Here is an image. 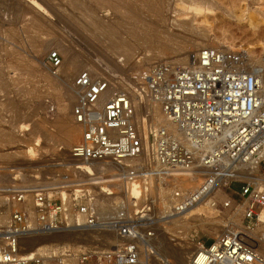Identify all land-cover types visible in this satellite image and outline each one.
I'll use <instances>...</instances> for the list:
<instances>
[{"label":"built area","instance_id":"built-area-1","mask_svg":"<svg viewBox=\"0 0 264 264\" xmlns=\"http://www.w3.org/2000/svg\"><path fill=\"white\" fill-rule=\"evenodd\" d=\"M247 59L242 50L204 47L194 64L139 65L128 75L111 78L113 83L102 76L92 78L88 70L79 74L75 83L81 89L72 115L80 137L69 149V160L56 165L71 171L77 167L74 161L113 163L122 178L121 188L132 177H143L141 199L129 205L117 203L113 212H105L91 179L79 180L65 198L58 191L48 194L22 183L21 172L4 187L0 178V264H44V257L24 252L21 239L25 236L98 232V227L126 241L99 252L81 244L78 248L59 244L47 259L55 264L93 260L95 264H138L141 246L156 238L158 225H169L173 217L204 199L217 207L211 195L216 183L226 178L228 188L235 181L242 183L234 193L248 200L242 222L254 228L264 209V185L256 187L252 180L233 177L246 175L254 161L260 162V170L264 164V67L251 68ZM47 63L56 71L61 65L59 52H50ZM117 85L120 88L112 97L99 105L100 93ZM130 92L159 104L180 136L164 130L157 131L153 141L141 136ZM143 154L146 158L140 164L137 160ZM159 176L169 181L166 195L155 193L152 181ZM221 205L229 207L230 201ZM196 243L190 264H264V257L232 229L209 244Z\"/></svg>","mask_w":264,"mask_h":264},{"label":"rangeland","instance_id":"rangeland-1","mask_svg":"<svg viewBox=\"0 0 264 264\" xmlns=\"http://www.w3.org/2000/svg\"><path fill=\"white\" fill-rule=\"evenodd\" d=\"M195 5L201 10L207 9V13L204 12L206 15L203 13L205 9L199 15H194L190 8ZM131 15H137V20L132 21ZM190 21L193 27L191 31L178 26L179 23ZM132 28L139 34L143 31V35L146 34V28L157 33L162 31L159 34L163 38L171 34L174 40L170 42L172 48L168 56H176L177 51L180 54L192 42V48L187 54L184 53L191 63L194 59L198 61L199 52L204 47L242 50L249 58L247 61L264 63V0H0V135L3 132L15 138L12 144L4 143L0 137V150H8L10 154L0 159L3 187L12 181L16 172H21L22 183L41 187L48 194L58 191L65 198L79 180L91 179L98 187V201L104 206L105 212H113L117 203L127 202L129 205L131 201L141 199L144 184L141 182L140 187L136 188L131 182L119 187L121 181L117 166L113 163L93 168L73 163L77 169L71 171L56 165L69 160V149L80 137V128L73 123L71 116L75 102L71 83L75 76L88 70L92 77L102 76L111 82V78L118 74L128 75L137 64H145L142 67H146L154 63L170 64L173 60L164 53L159 54V44L147 47L134 42ZM116 42L129 46L125 52L124 48L122 51L121 48L108 47ZM53 51L59 52L61 56V72L52 71L47 63V57ZM66 51L74 55L76 64H68ZM145 56L154 58L147 61ZM119 60H122L121 64ZM148 101L152 106L155 105L149 99L144 101V105ZM60 123H64L68 131ZM67 133L74 134L70 141L65 139ZM16 148L18 150L15 151ZM260 171L264 174V164ZM90 174L94 177L88 178ZM235 177L247 180L246 177ZM69 178L74 181L69 182ZM241 184L235 181L225 192L221 190L216 193L214 198L218 206L211 211L204 208L199 217L208 221L216 219V216L217 219L222 218L227 223L223 233L231 228L229 226L234 227L236 232L245 233L239 227L244 207L240 214H236L235 221H226L245 201L234 193ZM164 189L158 193L162 195ZM226 200L230 201L229 207L221 205ZM161 224L158 227H163ZM158 227L154 241L151 243L149 240L142 247L143 264H149L157 258L156 249L161 244L177 242L169 241L172 235L163 233L162 228L159 230ZM100 229L102 227H98L97 233L98 239L102 238V241L87 240L93 231L74 230L29 239L22 246L26 254L44 257V264H55L47 257L50 251H56L59 244L69 243L76 248V245L81 244L83 248L99 252L111 249L110 244L113 246L122 242L117 235L113 243L109 242L112 238ZM181 238L193 243L201 241L209 244L215 236L210 231L192 229ZM103 240L110 244L106 246ZM87 264H95V260Z\"/></svg>","mask_w":264,"mask_h":264},{"label":"bare ground","instance_id":"bare-ground-1","mask_svg":"<svg viewBox=\"0 0 264 264\" xmlns=\"http://www.w3.org/2000/svg\"><path fill=\"white\" fill-rule=\"evenodd\" d=\"M196 15L198 13H200L202 10L201 8H199L198 5H195L193 6L192 8H190ZM207 9H205L203 11L206 12ZM209 10V9H208ZM211 12V11H210ZM207 13V12H206ZM212 13V12H211ZM205 14V13H204ZM138 15V14H137ZM137 15H131L130 17L132 18V21L133 20H137ZM199 15V14H198ZM197 15V16H198ZM202 15V13L200 14ZM206 15V14H205ZM203 16V15H202ZM187 18V17H186ZM190 18V17H189ZM195 18V17H194ZM238 18V17H237ZM191 19V18H190ZM181 20V19H180ZM179 20V21H180ZM196 21V20H195ZM194 21V22H195ZM94 22V21H93ZM100 23V21H98ZM142 22V21H141ZM202 22V21H201ZM200 22V23H201ZM163 23V22H162ZM179 23V22H178ZM195 24V23H194ZM94 25L97 26V24L94 23ZM100 24H98V27ZM165 25V23H164ZM180 28L184 29L185 31L186 30H190L193 29L192 27V22H182V23H179L178 25ZM145 27V26H144ZM254 27V25H253ZM97 28V27H96ZM154 30H158V29H155V27H152ZM142 30V29H141ZM146 31H144V33H146L145 35H143V31L141 34L137 33L136 29L134 30L133 28L131 29V35L133 37V41L136 42V43H142L144 46H147V47H150L151 44L154 45L155 43L156 44H159L160 48L158 49V52L160 54L161 53H164V55H166V57L168 56L167 53L171 51V46L172 44L170 43L171 41L174 40V37L170 34V35H166V38H163L160 36V31L159 33H157L156 31H153L152 29H145ZM130 32V31H129ZM140 32V31H139ZM167 34V33H165ZM164 34V35H165ZM176 34V33H175ZM174 35V34H173ZM175 36V35H174ZM176 37V36H175ZM183 37V36H182ZM178 40H181V39H177ZM102 42V41H101ZM118 42V41H117ZM114 43V44H110L108 45V47L110 48H124V52H125V49L128 48L127 44L125 43ZM183 43V42H182ZM192 43V42H191ZM191 43H188V45L184 48V50H182V52L180 51V54H178V51H177V55H172V56H168V57H171L173 58V60L170 62V64H168L169 66H174V68L176 67H179L181 65L183 66H188V65H191V64H194L196 63V59L193 60V62L191 63V61L189 60V58H187V56L185 57V54L186 52H188V50L190 48H192V45ZM170 44V45H169ZM174 45V44H173ZM196 45V44H195ZM158 46V45H157ZM195 47V46H193ZM106 48H107V45H106ZM158 48V47H157ZM212 48V47H211ZM109 50V48H107ZM152 49V47H151ZM123 51V49H122ZM127 51V50H126ZM154 51V50H153ZM155 51H157L155 49ZM172 53V52H171ZM244 54H246L244 51H243ZM66 57H67V62L68 64H73L75 62V58H74V55L69 52V51H66L65 53ZM175 54V53H174ZM187 54V53H186ZM150 55V54H149ZM156 55V54H155ZM154 57L152 56H148L146 57L145 56V59L148 61L150 59H153ZM191 59V58H190ZM165 61V60H164ZM256 63V64H254ZM150 64V63H149ZM251 68L254 66L257 67L256 65H260V66H264V63L263 62H259V61H251L249 60L248 63H247ZM140 65H142L140 63ZM145 65V64H143ZM142 65V66H143ZM136 66H139V64H137ZM72 68V67H71ZM62 62H61V65L58 67L57 71H62ZM75 69V68H74ZM131 69V68H130ZM135 69V67H134ZM124 71V70H123ZM133 71V70H132ZM82 73V72H81ZM79 73V74H81ZM78 74V75H79ZM127 74V73H126ZM92 77V76H91ZM76 78L77 76H75V79H73V83H71V90L74 92L75 94V102L74 104L77 102V98H78V92L81 88L77 87L76 86ZM94 78V77H92ZM108 80V79H107ZM72 81V80H71ZM111 83H113V81H111ZM118 87V85L116 86ZM116 87L114 86H109L107 89H105L104 91H102L99 95V99H98V103L99 105H103L105 103V101H107L109 98L112 97L113 93L115 92V89ZM130 97H131V102L133 103V106H134V109H135V112H134V122L136 124V126L139 128L140 130V134L141 136H144L147 138V140H151L153 141L154 137H155V134L157 133V131L159 130H164V131H168V132H171V134L173 135H179L180 136V133L177 131V129L175 128V126L170 122L168 121V119L166 118V115L164 114V112L162 111L161 107L159 104H156L154 103L152 100V102L155 104L154 106H152L149 101L147 102L146 105H144V101L148 100L149 98H140L138 97L135 93H130ZM150 100V99H149ZM73 104V106H74ZM72 106V107H73ZM144 111L147 112V114H142ZM71 116H72V119H73V123L78 126V124H76L74 122V118H73V115H72V108H71ZM17 120V119H16ZM61 124V127L65 130L66 128V125L63 123H60ZM79 127V126H78ZM1 131V130H0ZM3 131V130H2ZM66 131H68V128H66ZM2 135H0V138L1 141H5L4 143H12L14 144V136L13 135H6L4 134L3 132H1ZM74 135V134H73ZM73 135L71 133H67L66 136H65V139L70 141L72 138H73ZM178 136V137H179ZM13 139V140H12ZM149 142V141H148ZM9 145V144H8ZM9 148V147H8ZM6 149V148H5ZM149 151H150V148H148ZM10 150V149H9ZM15 151L18 150V148L14 149ZM1 151V150H0ZM13 151V150H12ZM16 153V152H15ZM19 153V152H18ZM9 152L8 150H5V151H1L0 152V159H4L6 156H9L8 155ZM17 154V153H16ZM143 161L145 160L146 156L141 155L138 157V160L139 163L141 164V161L142 159ZM70 162V161H69ZM73 163L75 164H81V165H85V166H88V167H98V165H103L105 164L104 162L101 163V162H98V163H89V162H85V161H74ZM137 163V162H136ZM144 163V162H143ZM138 164V163H137ZM14 167V166H13ZM260 162H252L250 166L247 167V173L246 175H239V174H234L233 177L235 176H240V177H246L247 180H252L254 182V184L257 186L259 185H264V174H262L260 172ZM15 168V167H14ZM86 170V169H85ZM84 171V168L83 170ZM141 176V175H140ZM140 176H135V177H132L131 179L132 180H129L127 182V184H130L131 182H133V187H136V188H139L140 185H141V178ZM140 178V179H139ZM122 180V178L120 177V181ZM192 180V179H191ZM166 183H163L165 182ZM168 180H165L163 179L161 176L157 177L155 182L152 181V184L153 185H156V189H155V193H158L159 191H161V189L165 188L164 189V192L162 195H164V193H169V184H168ZM8 183H13V181H8ZM7 183V184H8ZM227 184H228V178L226 179H223L221 181H218L216 183V189L213 191L212 193V197L214 198V195L216 193H218L219 191L223 190L225 192L226 188H227ZM4 185V184H3ZM51 190H57V189H51ZM159 194V193H158ZM160 195V194H159ZM215 199V198H214ZM248 200H245L243 202V204L241 206H238L236 211H235V214H233L232 216H229V219L226 220L227 222L230 220L232 222L235 221L236 219V214H240V211L241 209H243V207L245 208V205L247 204ZM108 209V207H105ZM110 208V207H109ZM204 208H207L208 211L212 210V209H215L214 207H211L209 204H208V201L207 199H204L202 201H199L196 205H194L193 207H191L188 211H186L184 214L182 215H179V216H176V217H173L171 220H170V224L169 225H166L164 223H162L161 225H163V227H159L162 228V230L164 231L163 233H170V235H172V238L171 240L169 241H177L175 243H171V242H165L164 244H161L159 248H157V258L152 260L151 263L149 264H184L185 262H187L188 260L190 261L191 259V255H192V252L196 249L197 247V243H193V242H190V241H186L184 240V238H181L183 234H186L188 233V231L190 232V230L192 229H197V230H200V231H210L213 236H215V238H218L222 235L223 231H224V227L227 225V223H224L220 218L217 219V216H216V219L214 220H202L199 216L201 215L200 213L203 212V209ZM205 210V209H204ZM244 214V209H243V212H242V216ZM242 219V218H241ZM263 220H264V209H262L261 213L259 214V219L257 220L256 224H255V227L254 229L253 228H247L243 222L241 224V221H239V227L245 232V233H242V232H236L235 231V228L232 227V226H229L231 227L230 229H232L233 231H235L239 236L240 238L242 239V241L244 243H246L252 250H254V252H256L258 255L264 257V223H263ZM225 221V222H226ZM228 228V227H227ZM229 229V230H230ZM253 229V230H251ZM161 230V229H160ZM228 231V230H225V232ZM224 232V233H225ZM59 232H54V233H51V234H44V235H32V236H25L21 239V243H25V241L29 240V239H33V238H37V237H42V236H51L53 234H57ZM109 237L112 238V240H110L109 242L113 243L114 242V239H115V233L113 232H106ZM223 233V234H224ZM91 237H87V240L90 239L91 241L93 240H99V241H102V238H99L98 239V233L94 232L91 233ZM90 236V235H89ZM102 236V235H101ZM106 236V234L104 235ZM164 236V235H163ZM181 236V237H180ZM120 238V237H119ZM170 238V237H169ZM168 238V239H169ZM122 240V243L123 241H126L125 239L123 238H120ZM186 239V238H185ZM154 241L151 240V243ZM149 242V240L147 241ZM103 243L106 244V246H108L110 243L106 242V240H103ZM94 244V243H93ZM148 244V243H147ZM114 245V244H113ZM96 246V245H95ZM110 246H112L110 244ZM143 246H141L140 248V254L138 256V264H143L141 263V260L143 259L142 257L144 256L143 254V249H142ZM25 249V247H24ZM25 252V251H24ZM147 255V254H146ZM154 255V254H153ZM150 260L152 258H149ZM44 262V260H43ZM190 264V262H189Z\"/></svg>","mask_w":264,"mask_h":264}]
</instances>
